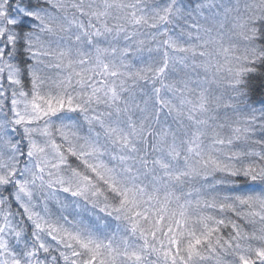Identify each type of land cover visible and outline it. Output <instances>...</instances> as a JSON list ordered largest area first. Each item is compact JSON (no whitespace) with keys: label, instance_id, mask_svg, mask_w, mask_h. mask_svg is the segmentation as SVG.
I'll use <instances>...</instances> for the list:
<instances>
[{"label":"snow or ice","instance_id":"6c2138e0","mask_svg":"<svg viewBox=\"0 0 264 264\" xmlns=\"http://www.w3.org/2000/svg\"><path fill=\"white\" fill-rule=\"evenodd\" d=\"M0 264H264V0H0Z\"/></svg>","mask_w":264,"mask_h":264}]
</instances>
